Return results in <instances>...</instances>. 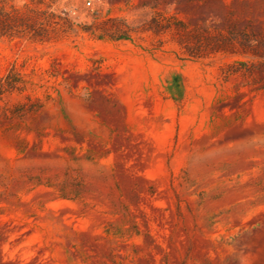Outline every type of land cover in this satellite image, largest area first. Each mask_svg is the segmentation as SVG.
I'll list each match as a JSON object with an SVG mask.
<instances>
[{"label": "rangeland", "instance_id": "1", "mask_svg": "<svg viewBox=\"0 0 264 264\" xmlns=\"http://www.w3.org/2000/svg\"><path fill=\"white\" fill-rule=\"evenodd\" d=\"M0 10V264H264V0Z\"/></svg>", "mask_w": 264, "mask_h": 264}, {"label": "trees", "instance_id": "2", "mask_svg": "<svg viewBox=\"0 0 264 264\" xmlns=\"http://www.w3.org/2000/svg\"><path fill=\"white\" fill-rule=\"evenodd\" d=\"M17 20H20L18 16H13L4 10H0V34L12 36L31 30V27L23 28L21 25H18ZM101 32L106 33L104 29H101Z\"/></svg>", "mask_w": 264, "mask_h": 264}, {"label": "built area", "instance_id": "3", "mask_svg": "<svg viewBox=\"0 0 264 264\" xmlns=\"http://www.w3.org/2000/svg\"><path fill=\"white\" fill-rule=\"evenodd\" d=\"M101 0H85L88 6L93 5L94 3H99Z\"/></svg>", "mask_w": 264, "mask_h": 264}]
</instances>
